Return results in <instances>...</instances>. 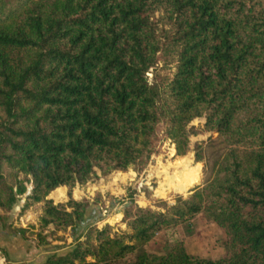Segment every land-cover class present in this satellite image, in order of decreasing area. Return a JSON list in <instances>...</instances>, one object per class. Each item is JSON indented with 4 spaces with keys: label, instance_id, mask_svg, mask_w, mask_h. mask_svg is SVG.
<instances>
[{
    "label": "trees",
    "instance_id": "obj_1",
    "mask_svg": "<svg viewBox=\"0 0 264 264\" xmlns=\"http://www.w3.org/2000/svg\"><path fill=\"white\" fill-rule=\"evenodd\" d=\"M205 132L216 155L189 195L127 206L125 231L81 224L76 186L141 172L161 137L183 157ZM27 184L21 211L40 204L41 239L83 233L65 254L7 264H264V0H0L3 227ZM198 214L223 231L217 259L178 234ZM160 235L161 252L145 251Z\"/></svg>",
    "mask_w": 264,
    "mask_h": 264
},
{
    "label": "rangeland",
    "instance_id": "obj_2",
    "mask_svg": "<svg viewBox=\"0 0 264 264\" xmlns=\"http://www.w3.org/2000/svg\"><path fill=\"white\" fill-rule=\"evenodd\" d=\"M162 66L163 64L160 63L154 70L149 71L150 80L155 71L166 72V70H162ZM203 122L204 119L198 118L193 120L191 125L201 127ZM210 136L213 138L215 135L209 132L190 135L191 150L183 157H175L174 144L171 140L161 137L157 151L150 156L147 165L141 172L129 168L127 172L114 171L102 176L97 171V176L91 181L83 186H76L73 190V198L76 200L85 199L90 202L87 208V218L85 217L81 224L92 223L99 228L109 224L114 231H125L127 230L126 226L121 220L127 206H149L156 209V200L173 203L176 196L189 195L190 189L200 184L204 179V165L211 163L216 155L210 145ZM195 143H202L204 147L205 160L202 162L195 161L193 150ZM184 159L190 166L195 164L199 166L198 179L190 183L184 191L172 190L167 194L162 193L161 189L166 188L167 183L165 170L168 175L175 174L176 177H179L182 168L176 167L175 163H182ZM27 188L26 194L20 196L10 211L6 227L0 223V264H7L9 261L10 263H41L51 254H65L72 248L74 237L83 233V229L79 228L72 236L70 229L54 232L52 226H49L42 233L41 236L44 238L41 239L37 235L40 204H34L25 211H21L25 196L31 190V184H27ZM49 196L48 198H51L55 203L66 201L67 191L60 194V198L57 199L52 195ZM186 227L185 224L179 225L178 234L183 239L185 248L190 254L211 259H217L224 254V249L219 243L223 231L218 224L208 221L198 214L191 220L189 232L186 231ZM163 243V236L160 235L145 246V251L159 253Z\"/></svg>",
    "mask_w": 264,
    "mask_h": 264
},
{
    "label": "bare ground",
    "instance_id": "obj_3",
    "mask_svg": "<svg viewBox=\"0 0 264 264\" xmlns=\"http://www.w3.org/2000/svg\"><path fill=\"white\" fill-rule=\"evenodd\" d=\"M175 165L178 168H182V170L179 172L180 174L179 177H176L175 174L168 175L165 170L164 174L166 175V178H167L166 188L161 189V192L164 194H167L169 191H172V190L184 191L187 189L190 183L195 182L196 179H198L199 177L198 176L199 166H197L196 164L194 166H190L188 163H186L184 159L182 163L176 162ZM159 174H163V173H159Z\"/></svg>",
    "mask_w": 264,
    "mask_h": 264
},
{
    "label": "crops",
    "instance_id": "obj_4",
    "mask_svg": "<svg viewBox=\"0 0 264 264\" xmlns=\"http://www.w3.org/2000/svg\"><path fill=\"white\" fill-rule=\"evenodd\" d=\"M63 189L64 193L67 191V188L65 186L58 187V189ZM51 195V194H50ZM50 197V196H49Z\"/></svg>",
    "mask_w": 264,
    "mask_h": 264
},
{
    "label": "water",
    "instance_id": "obj_5",
    "mask_svg": "<svg viewBox=\"0 0 264 264\" xmlns=\"http://www.w3.org/2000/svg\"><path fill=\"white\" fill-rule=\"evenodd\" d=\"M31 191V190H30ZM30 191L28 192V194L30 193Z\"/></svg>",
    "mask_w": 264,
    "mask_h": 264
}]
</instances>
